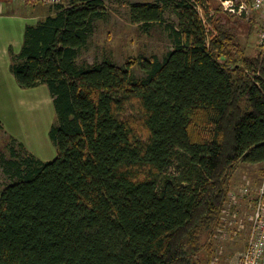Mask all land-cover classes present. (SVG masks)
I'll use <instances>...</instances> for the list:
<instances>
[{
    "label": "trees",
    "instance_id": "16d2710c",
    "mask_svg": "<svg viewBox=\"0 0 264 264\" xmlns=\"http://www.w3.org/2000/svg\"><path fill=\"white\" fill-rule=\"evenodd\" d=\"M167 8L173 48L123 66L78 63L105 0H61L25 26L9 67L49 88L57 154L4 163L0 264H211L238 165L264 164V54L206 0L130 2V21L148 31Z\"/></svg>",
    "mask_w": 264,
    "mask_h": 264
},
{
    "label": "rangeland",
    "instance_id": "374dc122",
    "mask_svg": "<svg viewBox=\"0 0 264 264\" xmlns=\"http://www.w3.org/2000/svg\"><path fill=\"white\" fill-rule=\"evenodd\" d=\"M135 1L143 0H105V16L95 22L94 31L82 49L78 63L95 64L108 60L123 66L140 56L157 55L160 59L166 56L174 46L167 26H177L176 14L172 8H167L164 23H154L145 31L142 25L130 21L129 3ZM206 3L210 11L222 6L220 0H206ZM53 5L43 0H0V191L13 181L6 173V161L21 159L28 153L48 161L57 154L50 136L52 126L57 123V115L49 88L46 84L34 88L19 86L9 68L8 51L10 43L15 46V51L21 47L25 26L36 21L29 13L43 16ZM201 14L207 27L212 28L210 15ZM224 18L245 46V54L256 56L260 50V21L255 17L252 20V16L239 19L228 13ZM133 71L138 77L143 75L137 64L133 65ZM263 167L264 164L240 163L233 175L231 189L238 195L236 207L244 218L245 226L240 232L233 233L231 228L222 224V232L215 231V264H240L249 237V217L253 212L250 199L258 186ZM246 182H249L252 194L243 196L240 189ZM206 240L204 236L203 241Z\"/></svg>",
    "mask_w": 264,
    "mask_h": 264
},
{
    "label": "built area",
    "instance_id": "2783aa9c",
    "mask_svg": "<svg viewBox=\"0 0 264 264\" xmlns=\"http://www.w3.org/2000/svg\"><path fill=\"white\" fill-rule=\"evenodd\" d=\"M43 1L50 4L58 3V0ZM220 1L222 5L221 8L224 12L234 16H242L244 18H250L252 16V18L255 17L260 21L259 48L264 54V0ZM196 7L201 12L200 5L196 4ZM250 192V184L249 182H246L245 185L241 187L240 193L244 196L250 194ZM250 200L253 203V212L249 217V237L245 250L241 254L240 264H264V167L258 186L253 194V198ZM238 204V195L235 190L231 189L228 202L222 210L221 221L217 228L218 231L222 232V228H220L222 224L227 228H231L233 233L240 232L244 228V218L236 207ZM215 261L216 258H213L211 264H215Z\"/></svg>",
    "mask_w": 264,
    "mask_h": 264
},
{
    "label": "crops",
    "instance_id": "0c3cea01",
    "mask_svg": "<svg viewBox=\"0 0 264 264\" xmlns=\"http://www.w3.org/2000/svg\"><path fill=\"white\" fill-rule=\"evenodd\" d=\"M53 13V11H52V9H51V7H49V9H48V12L47 13H44V15L43 16H37L36 15V12L35 13H32V12H30L29 14L35 19V20H42V19H44L47 15H49V14H52ZM35 22V21H34ZM25 29V28H24ZM24 33V32H23ZM22 41H23V38H22ZM22 45V44H21ZM15 48V46L13 45V43H10V45H9V53H10V50H13V51H15L14 50V48ZM20 49V48H19ZM18 49V50H19ZM18 50H16V51H18ZM9 64H10V61H9ZM10 68V67H9ZM11 71V70H10ZM41 85H44V84H41ZM40 86V85H39ZM38 87V86H37ZM50 95H51V93H50ZM52 97V96H51ZM252 165H259V164H252Z\"/></svg>",
    "mask_w": 264,
    "mask_h": 264
}]
</instances>
